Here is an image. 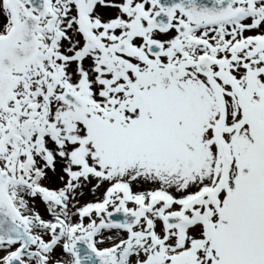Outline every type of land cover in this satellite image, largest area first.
<instances>
[{
	"label": "snow or ice",
	"instance_id": "6c2138e0",
	"mask_svg": "<svg viewBox=\"0 0 264 264\" xmlns=\"http://www.w3.org/2000/svg\"><path fill=\"white\" fill-rule=\"evenodd\" d=\"M0 264H264V0H0Z\"/></svg>",
	"mask_w": 264,
	"mask_h": 264
}]
</instances>
